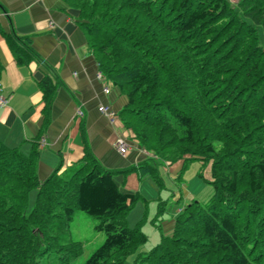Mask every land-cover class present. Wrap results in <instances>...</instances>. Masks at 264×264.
I'll list each match as a JSON object with an SVG mask.
<instances>
[{
    "label": "trees",
    "instance_id": "obj_1",
    "mask_svg": "<svg viewBox=\"0 0 264 264\" xmlns=\"http://www.w3.org/2000/svg\"><path fill=\"white\" fill-rule=\"evenodd\" d=\"M65 1L78 10L101 73L127 99L119 119L154 154L140 175L162 186L165 163L182 161L177 177L191 160L210 165L212 195L189 200L133 264H264V0ZM5 36L19 64L38 57L29 38ZM39 86L47 111L58 82L46 74ZM39 145L34 139L26 151L0 140V264H71L81 246L69 237L78 210L105 233L85 264H123L148 241L126 220L144 196L115 181L130 169H107L87 149L41 180Z\"/></svg>",
    "mask_w": 264,
    "mask_h": 264
},
{
    "label": "crops",
    "instance_id": "obj_2",
    "mask_svg": "<svg viewBox=\"0 0 264 264\" xmlns=\"http://www.w3.org/2000/svg\"><path fill=\"white\" fill-rule=\"evenodd\" d=\"M77 16L78 10L65 0H0V94L7 99L0 107V140L26 151L32 140H38L41 180L59 165L63 171L79 163L88 149L107 169L129 168L127 174H117L115 181L123 191L140 192L146 174L140 175L139 166L148 156L120 119L111 122L100 111V106L109 105L119 112L127 99L117 87L100 79L96 54ZM5 32L29 38L38 57L19 64ZM46 74L58 82L47 111L39 86ZM107 86L109 93L104 91ZM77 106L84 110L82 117L76 114ZM119 137L130 144L125 154L114 145ZM167 165L179 172L182 161ZM184 195L194 198L187 190ZM172 226L173 219L163 221L165 233Z\"/></svg>",
    "mask_w": 264,
    "mask_h": 264
},
{
    "label": "rangeland",
    "instance_id": "obj_3",
    "mask_svg": "<svg viewBox=\"0 0 264 264\" xmlns=\"http://www.w3.org/2000/svg\"><path fill=\"white\" fill-rule=\"evenodd\" d=\"M229 1L236 5L239 0ZM159 169L164 184L160 186L151 176L144 175L142 179L144 185L140 193L145 199L140 198L126 215L127 225L130 227L138 225L148 235V241L138 245L136 250L128 252L123 264H133L139 252L142 254L149 252L160 241L162 233L165 232L163 221L173 219L189 202L190 199H186L184 195L186 190L193 193L194 198L201 202L208 200L213 193V186L209 182L211 179L209 164L191 160L179 177L178 171L170 170L169 165H161ZM36 194L37 189L30 191L29 208L33 206ZM98 222V218L81 210L76 211L69 237L81 242V246L79 254L72 259L71 264H85L88 257L104 241L105 233L95 227Z\"/></svg>",
    "mask_w": 264,
    "mask_h": 264
},
{
    "label": "built area",
    "instance_id": "obj_4",
    "mask_svg": "<svg viewBox=\"0 0 264 264\" xmlns=\"http://www.w3.org/2000/svg\"><path fill=\"white\" fill-rule=\"evenodd\" d=\"M99 77L100 79H103V78L106 79L105 76L101 72L99 73ZM104 91L106 93H109L110 92L109 86L105 87ZM6 102H7V99L2 94H0V107H4L6 105ZM99 109L104 115H106L110 119L111 122H115L119 120L117 112L113 110L111 106L102 105L99 107ZM76 114L79 117H82L84 115V110L82 109L81 106H77ZM114 145L116 149L118 150V152H120L121 154H125L130 149L129 142L125 138H122V137L117 138V140L114 142ZM142 151L146 154V156L154 157V154L151 151H148L144 148Z\"/></svg>",
    "mask_w": 264,
    "mask_h": 264
}]
</instances>
